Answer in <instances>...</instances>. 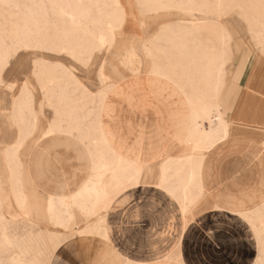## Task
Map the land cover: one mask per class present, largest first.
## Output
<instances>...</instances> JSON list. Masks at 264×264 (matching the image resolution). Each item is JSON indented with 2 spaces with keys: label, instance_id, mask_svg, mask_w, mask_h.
<instances>
[{
  "label": "crops",
  "instance_id": "crops-1",
  "mask_svg": "<svg viewBox=\"0 0 264 264\" xmlns=\"http://www.w3.org/2000/svg\"><path fill=\"white\" fill-rule=\"evenodd\" d=\"M126 2L121 33L112 49L97 55L95 74L100 77L103 71L109 86L100 110L102 131L114 153L142 165L137 182L122 188L97 214L87 215L74 207L69 226L58 225L60 221L49 211L50 199L63 209L59 200L78 193L90 179L93 157L79 132L60 131L59 127L49 133L58 104L41 107L40 98L34 104L38 110L34 128L31 124L18 151L20 189L25 196L19 205L6 152L21 135L19 120L12 113L20 92L12 98L8 93L5 111L0 108L1 200L8 224L29 221L41 228L69 232L67 237L72 239L60 246L52 264H252L255 260L250 255L256 254L258 246L239 211L264 201V98L258 93L264 94V71L262 79L253 80L252 67L240 84L227 114L230 131L226 141L194 151L186 96L192 93L191 86L181 89L166 77L152 82L145 60L137 71L123 62L125 49L143 35ZM177 23L162 25L151 36ZM170 59V55L160 59V70L164 71ZM244 74L240 70L239 76ZM84 87L96 95L104 86ZM91 120L85 123L90 126ZM194 160L196 184L191 180ZM110 179L105 175L104 181ZM102 218V232H95L93 227Z\"/></svg>",
  "mask_w": 264,
  "mask_h": 264
},
{
  "label": "bare ground",
  "instance_id": "bare-ground-1",
  "mask_svg": "<svg viewBox=\"0 0 264 264\" xmlns=\"http://www.w3.org/2000/svg\"><path fill=\"white\" fill-rule=\"evenodd\" d=\"M43 1L41 0V2ZM50 1L54 3L53 9L60 17V29L51 37L53 44L56 46L54 49L67 52L83 63H87L95 51L108 48L112 44L116 32L121 29L124 20L125 9L121 0ZM136 2L143 13L182 7L191 16L188 19L181 20L176 26L168 25L156 36H150L143 45V51L150 64L148 72L154 77L152 82H156L160 77H166L170 83H174L181 89H184L183 87H186V85L187 87L191 86L192 93L186 96L191 110L190 139L193 150L200 152L212 149L217 143L224 141L230 131V121L221 112L219 103L221 86L225 80L226 64L230 57L227 50V38L222 34L219 35V32H214V25L210 26L208 24L206 27L204 24H198L197 20L192 17L196 10L202 12L214 11L210 10L208 8L209 4L202 0H136ZM221 6L222 2L217 1L216 10H219ZM42 9H45V7L43 6ZM262 9L264 10V7ZM254 17V19H251L254 25L251 30L256 39L262 40L259 43L263 45L264 50V13L258 16L254 15ZM217 18L211 17V20H217ZM205 29H208L213 35L216 34V39H220L221 43L225 44L226 47L223 51L219 49L211 36L207 41L198 38V33H202ZM24 38L23 41L19 40L18 43L20 42V45L27 47V40L31 39V34L27 32ZM14 53L15 50H7L2 55L0 72ZM164 55H170L171 59L162 71L160 70L159 61ZM123 61L133 71H137V67L133 68V66L138 62V58L133 52L127 55ZM260 68L261 66L258 64V70ZM35 76L38 78L43 92L41 107L46 101L52 100L53 92L57 89L60 90V95L57 97V100L59 98L57 101L59 106L55 107L57 118L49 133H53L59 127L60 131L79 132L80 139L86 144L93 157V171L90 179L78 193L59 200L58 203L61 204L63 209H58L54 198L49 201L51 215L56 216L57 220L60 221L57 224L67 227L74 219V207L81 208L87 215L97 214L99 210L107 208L122 188L137 182L142 165L114 153L115 150L113 151L103 133L104 131H102L99 120L100 110L106 92L109 90L108 84L95 96L90 94L85 87H82V81L68 69L64 68L57 71L55 67L36 64ZM100 77L103 81L107 80L103 71L100 72ZM258 78L262 79L260 74ZM158 83L160 82L158 81ZM76 92L78 94H74ZM209 97L215 99L213 105L208 103ZM34 104L35 95L32 85L29 81H25L19 95L14 100L13 109V116L20 123V139L16 145L6 152V159L11 169L10 183L19 205L23 204L25 196L20 189L21 163L19 162L18 151L30 133V125L32 124L34 128L37 120L38 110ZM89 106L95 108L94 119L91 120L90 126L85 123L90 114ZM63 123H66V126H63ZM83 123L85 124L83 125ZM106 174H110L111 179L103 181L102 178ZM191 180L194 184L199 182L195 160ZM195 198L196 196L193 197V200ZM1 208L0 182V218L2 219L0 224V249L8 248L11 245L10 227ZM250 211L252 212V210H241L239 213L251 219L248 216ZM100 221L99 224L93 227L94 231L98 233H101L104 227V219L102 218ZM252 228L256 234H259L262 230V227L255 224L252 225ZM27 262L18 259V264H27Z\"/></svg>",
  "mask_w": 264,
  "mask_h": 264
},
{
  "label": "rangeland",
  "instance_id": "rangeland-1",
  "mask_svg": "<svg viewBox=\"0 0 264 264\" xmlns=\"http://www.w3.org/2000/svg\"><path fill=\"white\" fill-rule=\"evenodd\" d=\"M126 1H128L131 7L134 18L140 22L143 35L135 43H132L130 47L126 48L125 52L127 55L134 52L140 58L139 63H135L133 68L139 65L141 67L142 61L145 60L147 62V68L149 69V60L143 52L144 42L162 25L180 22L191 16L182 7L143 13L136 0H125L123 4ZM202 1L207 2L209 4L208 8L214 12L196 10L192 18L197 20L198 24H204L206 27L208 24L210 26L214 25V32H219V35L222 34L227 38V50L230 58L226 64L225 80L223 90L220 93L219 103L221 112L228 118L227 114L240 92V84H244L251 68L253 67L251 72L253 80H256L259 74L261 77L263 76L264 50L263 45L259 43L262 40L254 37L253 31L251 30V27H254V25L251 19L255 18L254 15L258 16L264 13L262 9L264 7V0ZM217 1L222 2L219 10H216L215 7ZM43 6L45 9H42ZM53 8L54 3L50 0H44L43 2L41 0H0V66L2 55L7 50H15V53L9 58L7 64L0 72V108L3 111H5L7 106L8 93L11 98L13 95L18 94L25 81L31 83L35 100L43 99V92L38 78L35 76L36 64L52 66L57 71L64 68L68 69L82 81V87H84V84L92 87L97 85L103 87L107 82V80L103 81L101 77L95 74L99 64L97 55L106 53L114 47L117 36L121 33L122 28L116 32L114 41L108 48L95 51L90 60L87 63H83L73 58L67 52H60V50L54 49L56 46L53 44L51 37L60 29V17ZM211 17L218 18L212 21ZM27 32L31 34V39L29 38L27 40L28 45L25 47L20 45L18 41H23ZM210 36L219 49L223 51L226 46L221 43L220 39H216V34L213 35L208 29H205L202 33H198V38L204 39L205 41ZM258 64L261 66L259 70ZM240 70H243V74L245 71L244 76L242 75L243 78L239 76ZM259 92L264 98V94L261 91ZM53 94L52 100L46 101L43 106L54 108L55 102L59 100V98L57 100V97L60 95V90L57 89ZM208 103L213 105L215 99L209 97ZM244 107V105L240 107L241 112L244 111ZM93 110L92 107L89 110V118H92V120L94 117ZM104 177L102 178L103 181ZM251 210L252 212L250 211L248 214L251 219L241 215L249 222L258 246L256 254H251L252 256L250 255V257L256 260L252 264H264V201ZM1 211H3V208H1ZM1 222L2 219L0 218V224ZM253 224L262 227L259 234H256L253 230ZM8 225L10 227L11 245L8 248L0 249V264H18V259L30 262H27V264H52L56 251L60 246L67 245L72 239V237H67L69 232L62 233L55 229L41 228L29 221L13 222Z\"/></svg>",
  "mask_w": 264,
  "mask_h": 264
}]
</instances>
